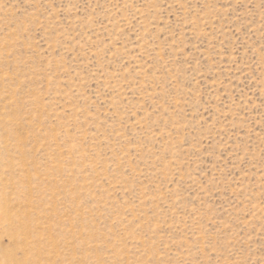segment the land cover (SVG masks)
Wrapping results in <instances>:
<instances>
[{"label": "rangeland", "instance_id": "374dc122", "mask_svg": "<svg viewBox=\"0 0 264 264\" xmlns=\"http://www.w3.org/2000/svg\"><path fill=\"white\" fill-rule=\"evenodd\" d=\"M0 264H264V0H0Z\"/></svg>", "mask_w": 264, "mask_h": 264}]
</instances>
